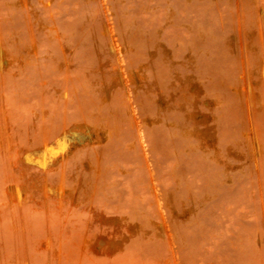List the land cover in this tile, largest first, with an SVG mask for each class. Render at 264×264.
Masks as SVG:
<instances>
[{
  "label": "rangeland",
  "instance_id": "rangeland-1",
  "mask_svg": "<svg viewBox=\"0 0 264 264\" xmlns=\"http://www.w3.org/2000/svg\"><path fill=\"white\" fill-rule=\"evenodd\" d=\"M0 264H264V0H0Z\"/></svg>",
  "mask_w": 264,
  "mask_h": 264
},
{
  "label": "bare ground",
  "instance_id": "bare-ground-1",
  "mask_svg": "<svg viewBox=\"0 0 264 264\" xmlns=\"http://www.w3.org/2000/svg\"><path fill=\"white\" fill-rule=\"evenodd\" d=\"M66 146V145H65ZM65 146H64V148H65ZM64 150V149H63ZM65 153V152H64Z\"/></svg>",
  "mask_w": 264,
  "mask_h": 264
}]
</instances>
